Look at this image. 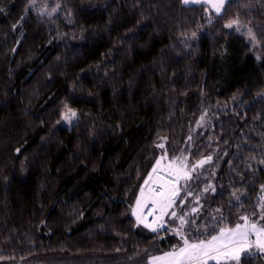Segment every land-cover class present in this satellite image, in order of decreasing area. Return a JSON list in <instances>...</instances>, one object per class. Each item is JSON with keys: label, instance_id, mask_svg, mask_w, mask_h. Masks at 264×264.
I'll return each instance as SVG.
<instances>
[{"label": "trees", "instance_id": "1", "mask_svg": "<svg viewBox=\"0 0 264 264\" xmlns=\"http://www.w3.org/2000/svg\"><path fill=\"white\" fill-rule=\"evenodd\" d=\"M164 153L212 158L181 207L199 198V224L258 211L264 0L219 14L183 0H0V264H151L182 245L176 218L152 231L132 215Z\"/></svg>", "mask_w": 264, "mask_h": 264}, {"label": "rangeland", "instance_id": "2", "mask_svg": "<svg viewBox=\"0 0 264 264\" xmlns=\"http://www.w3.org/2000/svg\"><path fill=\"white\" fill-rule=\"evenodd\" d=\"M228 1L229 0H224V6ZM218 2L219 0H195V2H193V0H189V3L187 4H185L184 2L183 3L185 5L205 4L213 12H215L214 8L212 7V4ZM224 6L221 9V12L223 11ZM72 113H75V115L73 116ZM66 116L67 119H65ZM77 119H78V113L73 110H68L63 116V124L68 127H72L76 123ZM201 123H203V121H201ZM161 145L163 147L165 146V140L161 142ZM158 160L160 161V164L157 165L155 163L153 166V168L156 167L157 170L153 172L152 171L153 168H152L151 172L149 173L148 183L144 187H142L144 189V196L141 197V191L139 192L138 198L141 199V204L138 206L137 203L135 202L132 208V215L134 216V218L137 220V216H139L142 221L139 223L146 226L143 220L144 208H146V206L149 203H153V199H155L157 201L155 205L160 210V220L165 224L166 229L169 226L168 224L170 219H174V218L177 219L179 226L173 230V232L176 235L177 232H180L184 236H186L190 241H198L200 239L207 240V239H211L212 235H219L220 230L222 228L219 229L217 227V220H209L203 222L202 224L198 223L199 215L201 213V204L199 198H196L195 205L192 204L193 201L192 200L189 203L187 209L184 208L181 210V207L184 206L187 202L188 196H184V194L190 191L192 175L199 169L203 168L204 165L207 164L210 160H208L207 158L203 159L204 161H206L203 165L199 164L200 161L196 164H192L187 154H182L181 156L171 158L166 153L160 155ZM178 172H179V179L176 178ZM169 181H171V183H169ZM161 185L164 186V191L166 193V199L163 200L157 196L151 195V193H154V188L158 186L161 187ZM168 200L172 201L170 207L167 206ZM134 209L136 210L135 215L133 214ZM193 209H196V211L193 212ZM172 212L176 213L175 217L171 215ZM180 217H183L184 220L186 221V223L183 226H181L180 224V219H179ZM246 217L248 218L249 224L256 223L258 228L264 227V219H262V217H264V199L261 205L258 206V211ZM238 224L244 225L245 221L240 222ZM147 227L151 230L153 229V227L151 226L150 227L147 226ZM235 227L233 228L224 227L223 229H234ZM213 229H218V231L213 233L212 235H209V233H211ZM177 236L180 237L179 235ZM255 241H256V234L254 232H250L247 238V243H245L244 241L239 242L240 245H244L243 250L239 252V259L242 253L247 251L251 246L256 247V249L259 250L261 253L264 252V250L256 246ZM248 244H250L251 246L249 247ZM164 254L165 253L153 257L162 256ZM153 257H151V264H157V262L152 260ZM228 260L238 261L236 259L225 260L223 257H221L219 262L228 261ZM210 261L212 260H209V262Z\"/></svg>", "mask_w": 264, "mask_h": 264}, {"label": "snow or ice", "instance_id": "3", "mask_svg": "<svg viewBox=\"0 0 264 264\" xmlns=\"http://www.w3.org/2000/svg\"><path fill=\"white\" fill-rule=\"evenodd\" d=\"M185 4L189 3V0H183ZM195 2V0H193ZM224 6V0H219L218 3H213L212 7L215 10L216 14L221 12V9ZM234 24H238V21H231L226 25V27L231 28ZM239 30V28H237ZM249 37L253 41H255V36L252 34L251 30H249ZM74 116L75 113H72ZM67 119V116L65 117ZM162 146V145H161ZM208 160L211 157L207 158ZM206 161L202 160L199 162L200 165H203ZM156 164L159 165L160 161L157 160ZM195 167V166H194ZM157 169L153 168V172ZM151 178V177H150ZM177 179H179V172L177 173ZM148 181H145L147 184ZM171 183V181H169ZM208 189L206 188L205 191ZM151 191V190H150ZM174 194V193H173ZM152 196H157L159 198L166 199V193L164 191V186L161 185L160 189L154 193H151ZM144 196V189L141 188V197ZM157 201L153 199V203L155 204ZM137 205L141 204V199L137 198ZM172 201L168 200L167 206H171ZM196 209H193L195 212ZM133 214H136V210H133ZM171 215L173 217L176 216L175 212H172ZM180 224L183 226L186 221L183 217H180ZM245 221L244 225L237 224L234 229H221L219 235H212L211 239H200L198 241H190L186 236L182 233L177 232V235L180 236L182 240V245L178 247H174L171 251L165 253L162 256L153 257L152 260L157 262V264H208L209 260L217 261L219 264V260L223 257L225 260L227 259H236L239 260V252L243 250L244 245H240V241H244L247 243V238L250 232H254L256 234L255 244L260 249L264 250V227L258 228L256 223H248L247 217H242ZM264 219V217H262ZM137 221L142 222L140 217L137 216ZM149 226L150 225H146ZM156 231L155 228L152 229ZM209 235H211L209 233ZM238 238V239H237ZM250 247L251 245L248 244Z\"/></svg>", "mask_w": 264, "mask_h": 264}, {"label": "built area", "instance_id": "4", "mask_svg": "<svg viewBox=\"0 0 264 264\" xmlns=\"http://www.w3.org/2000/svg\"><path fill=\"white\" fill-rule=\"evenodd\" d=\"M159 189L160 186L155 187L154 192H156ZM143 220L146 225H150L156 230L161 231L166 228L165 224L160 220V210L157 208V206L154 203H149L144 209Z\"/></svg>", "mask_w": 264, "mask_h": 264}, {"label": "crops", "instance_id": "5", "mask_svg": "<svg viewBox=\"0 0 264 264\" xmlns=\"http://www.w3.org/2000/svg\"><path fill=\"white\" fill-rule=\"evenodd\" d=\"M145 209V208H144Z\"/></svg>", "mask_w": 264, "mask_h": 264}]
</instances>
